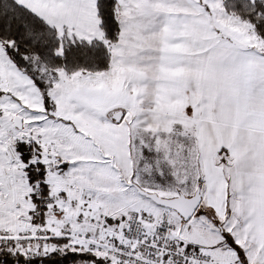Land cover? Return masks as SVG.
<instances>
[{
	"label": "snow or ice",
	"instance_id": "1",
	"mask_svg": "<svg viewBox=\"0 0 264 264\" xmlns=\"http://www.w3.org/2000/svg\"><path fill=\"white\" fill-rule=\"evenodd\" d=\"M0 264H264V0H0Z\"/></svg>",
	"mask_w": 264,
	"mask_h": 264
}]
</instances>
